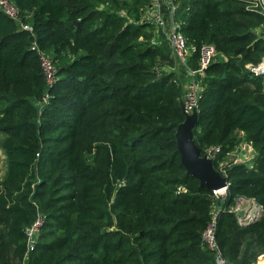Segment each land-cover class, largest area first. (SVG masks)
Masks as SVG:
<instances>
[{"label":"trees","instance_id":"16d2710c","mask_svg":"<svg viewBox=\"0 0 264 264\" xmlns=\"http://www.w3.org/2000/svg\"><path fill=\"white\" fill-rule=\"evenodd\" d=\"M12 1L32 29L0 9V264H216L203 241L215 211L223 258L264 264V76L247 68L263 59L264 20L248 2L174 0L173 20L196 48L188 67L203 45L223 56L204 71L192 131L201 154L220 148L221 197L181 164V85L143 20L150 2ZM33 43L52 56L51 82ZM244 141L253 162L219 168ZM238 199L255 200L261 217L239 223Z\"/></svg>","mask_w":264,"mask_h":264},{"label":"built area","instance_id":"2783aa9c","mask_svg":"<svg viewBox=\"0 0 264 264\" xmlns=\"http://www.w3.org/2000/svg\"><path fill=\"white\" fill-rule=\"evenodd\" d=\"M150 2V7L145 11L143 15V20L149 22L155 26L156 29H163L166 25V22L163 20L162 16L159 12V5L165 4L170 17V24L166 31V38L170 42L173 56L176 60H179L184 65H187L188 58L196 50L194 45L188 46L185 38L179 31V23L173 20V15L176 9V4L174 0H147ZM251 3L249 6L250 9L255 11L257 14L261 16L264 20V0H248ZM0 9L3 10L9 17H11L14 21L18 23V25L22 28H26L31 30V25L26 22H22L19 16V10L15 6L12 0H0ZM258 35L260 38L264 40V23L259 31ZM156 42V41H155ZM32 48L36 51L38 56L39 66L45 75L47 82H51L53 79L54 73L56 71V67L54 66L52 56L49 52H46L42 48L37 46L36 43L31 45ZM216 49L213 45H203L199 50V61L197 69H190L189 74L195 75L200 74L204 75V71L211 65L213 58L216 56ZM188 66V65H187ZM249 72L254 77H263L264 76V56L260 63L258 64H250L248 67ZM203 84H198L195 81H192L184 91V102H183V114L184 116H190L193 112L198 113L199 109V101L201 92L203 90ZM220 148L218 146H213L205 150L201 156H205L207 159H210L213 164L214 161L217 159V154ZM222 163H219V168L222 167ZM220 173V170H217ZM226 191V190H225ZM225 191H221V197L225 196ZM216 196L218 194L212 193ZM254 201V200H253ZM232 213H236L239 223L241 224H249L254 222V220L258 219L262 215V207L259 205L256 209L245 211L239 214V208H234L231 210ZM216 211L213 213V219L208 224L206 229L203 231V241L208 250L215 253V260L216 264H230L227 260H225L220 252L217 243L215 241V220H216ZM41 218L37 217L35 222L27 228V241L28 245L33 244V236L35 232L38 230V226L41 224ZM257 264H262L258 262Z\"/></svg>","mask_w":264,"mask_h":264},{"label":"water","instance_id":"95a60500","mask_svg":"<svg viewBox=\"0 0 264 264\" xmlns=\"http://www.w3.org/2000/svg\"><path fill=\"white\" fill-rule=\"evenodd\" d=\"M180 106L183 110V104ZM196 116V112L190 116H184V122L178 125L175 132L181 164L187 175L198 179L200 186L212 193L225 191L228 187L226 177L216 170L210 159L201 156L199 148L193 141L192 131L196 127Z\"/></svg>","mask_w":264,"mask_h":264},{"label":"crops","instance_id":"0c3cea01","mask_svg":"<svg viewBox=\"0 0 264 264\" xmlns=\"http://www.w3.org/2000/svg\"><path fill=\"white\" fill-rule=\"evenodd\" d=\"M159 12L160 15L162 16L163 20L166 22V25L163 29H156L155 30V38L154 41H156V43L158 45H160V47L163 49L164 53L171 59L174 60V69L173 71L175 72V76L176 79H178V81L180 82L181 85V94L179 96V103L183 104L184 102V91L185 88L192 83V81H195L198 84H203L204 81V75H200V74H195V75H190L189 74V70L190 68L187 65H184L182 62H180L179 60H176L173 56V51L170 45V42L167 40L166 38V31L168 29V26L170 24V17H169V12L168 9L166 7L165 4H160L159 5ZM239 135H243L242 133ZM256 158V153L254 151V148L252 145H250L247 142H242L240 143L234 150L232 153H230L223 161L222 164H233V163H249V162H253V160ZM239 203H243L246 204V207L243 208H239L240 212L239 214L245 211H250V210H254L256 209L259 205L256 203V201L254 200H247V199H238L236 202V205ZM236 205L234 206V208H236ZM234 208L232 210H234Z\"/></svg>","mask_w":264,"mask_h":264},{"label":"rangeland","instance_id":"374dc122","mask_svg":"<svg viewBox=\"0 0 264 264\" xmlns=\"http://www.w3.org/2000/svg\"><path fill=\"white\" fill-rule=\"evenodd\" d=\"M247 2H248V4H247V9H249V6H251L250 4L251 3H249V1L248 0H246ZM262 25L263 24H260V26H258L257 27V34L259 33V31L261 30V27H262ZM217 53V52H216ZM67 53L66 54H64V55H62L60 58L59 57H56L55 58V61H61V59H64V57H66L67 58ZM216 57H220V58H223V56L220 54V53H217L216 54ZM3 139V135H2V133H0V142H1V140ZM5 168H6V164H5V155H4V153H3V150H2V147H1V145H0V177L3 175V173H4V171H5ZM218 196H221V194H218ZM236 207L237 208H241V207H243V208H245L246 207V204H241V203H239L238 202V204L236 205Z\"/></svg>","mask_w":264,"mask_h":264},{"label":"bare ground","instance_id":"6f19581e","mask_svg":"<svg viewBox=\"0 0 264 264\" xmlns=\"http://www.w3.org/2000/svg\"><path fill=\"white\" fill-rule=\"evenodd\" d=\"M222 192L221 191H219V192H216V194H221Z\"/></svg>","mask_w":264,"mask_h":264}]
</instances>
